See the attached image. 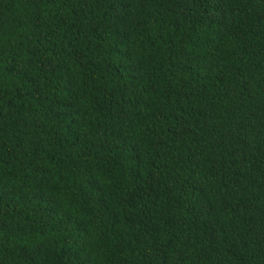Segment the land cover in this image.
I'll return each mask as SVG.
<instances>
[{
    "label": "trees",
    "instance_id": "16d2710c",
    "mask_svg": "<svg viewBox=\"0 0 264 264\" xmlns=\"http://www.w3.org/2000/svg\"><path fill=\"white\" fill-rule=\"evenodd\" d=\"M0 264H264V0H0Z\"/></svg>",
    "mask_w": 264,
    "mask_h": 264
}]
</instances>
